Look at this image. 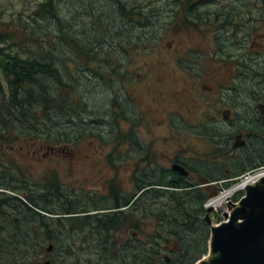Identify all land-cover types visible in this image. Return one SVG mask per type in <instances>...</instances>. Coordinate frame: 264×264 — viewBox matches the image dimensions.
Wrapping results in <instances>:
<instances>
[{
    "label": "rangeland",
    "instance_id": "rangeland-1",
    "mask_svg": "<svg viewBox=\"0 0 264 264\" xmlns=\"http://www.w3.org/2000/svg\"><path fill=\"white\" fill-rule=\"evenodd\" d=\"M45 1L0 0V39L6 40L7 43L4 41L3 46H7L8 50L18 46V52L25 58L27 56L49 54L50 57H53V61L57 63L58 68L65 74L67 80H69L70 74L71 84H73L72 96L76 95L77 100L73 103V116L64 122L66 125L61 128L60 132L65 130L73 132V137H75V133L82 132L86 137L84 136V139L79 140L70 151L66 150L63 151L64 153H59L47 151L42 145L31 142L17 141L11 146V134L8 135V145L0 144V184L3 181L9 186L13 184L15 186H27L29 184L30 186L22 191L31 195L29 188L35 194H39L46 189L45 186H50L57 180L65 188L66 194L70 196L69 200L74 202L77 208H87L88 212L80 213L78 216L112 212L113 209L106 207V204L110 202L106 199L110 197L111 186L118 190H128L127 196H130L129 190L132 187L133 174L140 175L141 173L143 175V172L149 167L162 170L170 167L176 159H183L188 157L187 155L197 156V147H195L197 143L195 141L191 145L192 139L186 141L179 136L172 138L166 127L151 126L152 133H147L145 120L139 111L140 121L138 124L140 126L135 127V135L141 143L148 142L146 146L151 143V147L146 152V148L145 150L142 149L145 153L141 157L139 156V163L142 162L144 157H148L150 160L146 167L142 162L138 172L137 165L135 166L132 163V155L135 158L137 150L129 148L122 152L118 149V146L123 145L131 147L129 137L132 134V124L124 122L120 116H116V102L114 104H111V102L123 86L126 94L132 95L134 102L138 103L140 107H144V104L148 103L157 107L159 113L162 112L171 102V99L164 94L163 89L156 87L158 82L153 78L151 79L148 72L150 64H155L156 67L160 68H163L164 65L159 64L153 54L137 55L147 45L140 44L137 46L133 40L136 35L144 32V29L141 27L132 28L131 34L123 35L124 31L121 33L120 29L124 21L121 20L120 11L118 12L113 0H53L56 16L62 23L63 29H61L57 19L52 18L46 12H39V6ZM121 1L136 4L141 2L143 5H149L143 10L149 13L148 24H156L159 28H162L161 30L156 29L155 36H164L170 39L185 34L184 38H190L195 43V33H190L194 30L193 23L180 22L181 18H185L183 13L192 0ZM215 2L214 6L217 7L205 6L200 9L202 11L207 10L208 13L214 11V14H218L221 20L234 17L247 18L251 21V34L259 36L258 39H253V42L257 43L263 40L264 0H215ZM155 11L158 12L157 19L153 18V12ZM170 13L172 18H170ZM93 15L94 17H92ZM169 19L175 20L174 26H171L170 23L164 25V20L169 21ZM199 24L198 22L196 25ZM165 29H168L166 34L163 33ZM173 30L179 32L173 34ZM145 31L149 30L146 28ZM110 32L114 34L113 38L119 35L120 32L122 36L119 35L121 37L117 38L129 40L130 43L126 44L129 47L128 51L135 53V56L130 58V62L124 64L128 68L127 73L124 75V83H119L120 85L115 82L116 74L108 73L109 71H115V65L112 64L121 60L118 54L122 50L120 47L124 46L123 44L116 49H112L113 53L105 57L104 61H99L97 68L92 62L83 60L84 54L78 51L76 47H73V53H68L71 49H68L64 44V42L71 43L70 39H73L77 44H81L84 48L83 52L87 53L88 46H92L93 42L100 43L104 42L105 39L107 42L106 37L109 36ZM106 42L103 45L107 47ZM53 43H55L56 48L52 46ZM115 43L116 40L111 42L112 45H115ZM38 46L39 49H37ZM31 47L34 48L29 52L28 49ZM154 50L160 51L161 46L157 44ZM233 52L235 53V50ZM218 60L219 65L223 66L226 54H220ZM104 62L107 64L106 70L102 68ZM165 62L167 67L170 66L171 61L169 59ZM135 73L139 74L135 76ZM221 73L224 74L225 72L222 71ZM172 75L171 88L173 90L180 89L182 87L180 75L176 72H172ZM131 77L135 80L134 83H131ZM170 79V76L167 75V82ZM6 86V77L1 74L0 88H3L4 91ZM78 102H81L82 105L79 106ZM173 124H177L175 120H173ZM135 125H137L136 122ZM38 135L43 137L41 133H38ZM4 151H6L5 154ZM141 152L140 154H142ZM224 190L227 189L221 188V191L210 198L207 203L210 204L216 200ZM113 196L115 199L117 194H113ZM9 197L3 194L0 195V200H7ZM211 207L214 208L210 209ZM211 207L205 204L208 211L205 210L202 218L208 224L213 225L226 218L227 210L232 207V199L228 200L226 198L218 206ZM6 209L8 212L10 211L8 205ZM55 209L59 210L60 207L57 206ZM39 212L46 214L42 211ZM77 239L80 240V237L76 233L72 238L64 233L60 236L58 242L63 245L70 243L74 249L73 240ZM56 246L58 247V244ZM45 248L39 253L42 263L45 257L52 262H56L60 253L58 249L52 255H47L42 253ZM8 256L10 254L5 253L0 258V264H6ZM79 256L81 257V253H79Z\"/></svg>",
    "mask_w": 264,
    "mask_h": 264
},
{
    "label": "trees",
    "instance_id": "trees-1",
    "mask_svg": "<svg viewBox=\"0 0 264 264\" xmlns=\"http://www.w3.org/2000/svg\"><path fill=\"white\" fill-rule=\"evenodd\" d=\"M113 2L124 21L120 29L123 35L131 34L132 28L148 26L149 13L143 11L148 4ZM195 11L190 9L192 17H199L193 14ZM39 12L57 19L63 29L53 0L42 3ZM113 35L109 33L107 42L105 39L88 46L87 59H104V52L121 44L124 46L120 49L127 50L130 41ZM147 37L139 36L133 42L147 45ZM113 40L115 45L111 44ZM4 41L0 39V74L8 77L9 84L4 91L0 88V144L8 145L7 136L11 134V146L17 141L37 143L46 149L75 146L84 139V133H75L73 137V132H60L66 125L64 122L73 116L76 95L72 96L70 74L67 80L49 54L25 58L18 52V46L8 50ZM70 41L64 42L71 49L68 53L73 47L84 51L81 44ZM105 42L107 47L103 45ZM52 46L56 48L55 43ZM184 179L170 170L146 169L130 196L111 186L106 207L115 211L83 216L78 214L88 212L87 208H77L57 180L39 194L29 188L31 195L15 193L13 184L10 189L18 196L0 200V258L9 253L7 263L43 264L39 253L51 243L53 252L56 249L60 252L53 264H194L207 251L209 228L202 216L209 195L203 188L193 189L194 185H188ZM113 194H117L115 199ZM57 206L59 210L55 209ZM64 233L71 238L75 233L80 237L72 241L74 249L70 243L58 242Z\"/></svg>",
    "mask_w": 264,
    "mask_h": 264
},
{
    "label": "flooded vegetation",
    "instance_id": "flooded-vegetation-1",
    "mask_svg": "<svg viewBox=\"0 0 264 264\" xmlns=\"http://www.w3.org/2000/svg\"><path fill=\"white\" fill-rule=\"evenodd\" d=\"M215 3V0H197L184 11L185 18H181L180 22L193 23L194 30L190 33H195V43L190 38H184L185 34L170 39L155 36L156 29H162L156 24L149 28L150 48L137 55L153 54L159 64L164 65L160 68L150 64L148 72V76L158 82L156 87L163 89L171 99L162 112L159 113L157 107L148 103L140 107L132 95L126 94L122 85L111 102H116V116L132 124L133 135L128 133L131 147L123 145L118 149L122 152L129 148L137 150L136 157L132 155V163L137 165L138 172L142 162L144 165L149 163L148 157H144L141 163L139 161L151 147V143L146 146L148 142L141 143L135 135V127L140 126V111L147 133H152L151 126L166 127L172 138L192 139L191 145L196 141L197 156L187 155L173 162L180 163L188 170V177L184 180L186 183H207L205 190L209 193L217 184H232L244 175L264 168V38L261 42H253L259 36L251 34V21L247 18L221 20L214 11L208 13L200 9L205 6L217 7ZM189 9L198 10L193 14L199 17L186 19L188 14L192 16ZM156 17L157 11L153 12V18ZM164 22V25H175L174 19ZM198 22L200 24L196 25ZM167 31L165 29L163 33ZM172 32L175 34L179 31ZM157 44L161 46L160 51L154 50ZM111 53L113 51L104 52V59ZM220 54H226L223 66L219 65ZM119 56L121 60L112 64L115 65L112 72L116 74L115 82L118 85L124 83L127 73L128 67L124 64L129 63L135 53L120 50ZM163 59H169L170 66L167 67ZM99 61H94V64L97 65ZM102 68L107 69L105 62ZM222 71L225 73L222 74ZM172 72L180 75V89L171 88ZM167 75L171 78L169 82ZM133 77L131 83L135 82ZM173 120L177 124H173ZM143 148H146L145 152ZM163 169L168 170L169 167ZM133 182L136 191L139 186L138 174L133 176ZM0 195H3L1 190Z\"/></svg>",
    "mask_w": 264,
    "mask_h": 264
},
{
    "label": "water",
    "instance_id": "water-1",
    "mask_svg": "<svg viewBox=\"0 0 264 264\" xmlns=\"http://www.w3.org/2000/svg\"><path fill=\"white\" fill-rule=\"evenodd\" d=\"M172 169L187 174L180 165L174 164ZM263 237L264 187L249 186L246 196L233 206L228 221L211 227L210 250L220 257L212 264H264ZM51 250L52 247L47 249ZM44 264L51 262L47 260ZM199 264L206 263L201 260Z\"/></svg>",
    "mask_w": 264,
    "mask_h": 264
},
{
    "label": "bare ground",
    "instance_id": "bare-ground-1",
    "mask_svg": "<svg viewBox=\"0 0 264 264\" xmlns=\"http://www.w3.org/2000/svg\"><path fill=\"white\" fill-rule=\"evenodd\" d=\"M6 77V81L8 80V77L5 75ZM261 178V177H259ZM259 178H255V177H252L251 179H249L247 182H245L243 185H250V184H255L257 186H260V187H264V183L263 182H260L258 181ZM243 185L239 184L238 187H235L234 189H232L231 191H228L224 194H222L220 197H218L216 200H214L213 202H211L209 205L210 206H215V205H219V203L222 202V200H226V198L228 199V197L231 196V194H233L234 191H238L240 189H243ZM137 197L138 194H135ZM122 209H126L125 208H122ZM114 210V209H113ZM115 211V210H114ZM113 212V211H112ZM102 213H106V212H101V213H95V214H102ZM262 245L264 246V237L262 239ZM220 260V257H219V253H215L213 252V250H210L205 256H204V261L206 264H212V262L214 261H218Z\"/></svg>",
    "mask_w": 264,
    "mask_h": 264
}]
</instances>
